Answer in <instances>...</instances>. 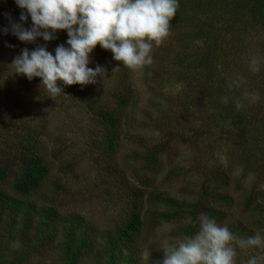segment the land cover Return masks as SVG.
<instances>
[{
    "label": "trees",
    "instance_id": "obj_1",
    "mask_svg": "<svg viewBox=\"0 0 264 264\" xmlns=\"http://www.w3.org/2000/svg\"><path fill=\"white\" fill-rule=\"evenodd\" d=\"M10 7L13 19L21 23L22 10L14 1ZM28 23L30 29L31 18ZM170 24L172 39L164 46L166 55L174 56L171 75L181 87L177 102L197 125L201 122L194 134L202 140L203 136L221 137L217 132L231 135L236 131L232 135L234 139H223L233 142L228 152L230 160L243 165L244 175L254 173L264 177V61L258 73L248 67L251 57L264 56V0H179L177 14ZM40 39L41 44L45 43ZM41 44H35L32 49L42 46L49 49L47 43ZM238 78L243 83L230 87ZM33 83L37 85L38 79ZM58 84L63 89L60 96L79 100L86 113L97 118L106 131L101 144L112 152L118 150L125 141L120 131L123 113L139 101L138 89L126 72L114 86L113 92L115 89L117 92L107 99H103L98 83L69 86L58 81ZM256 93L260 99L249 102L247 97ZM225 97L227 103L223 102ZM237 100L243 104L240 109L236 108ZM174 103V100L168 102L170 107ZM21 110L17 111H24ZM161 114L165 116L162 109ZM144 117L147 118L145 113ZM25 128L22 138H17L10 147L14 152L12 159H5L8 164L0 167V181L7 177L8 167L17 169L12 183L15 195L0 190V264H27L32 255L40 254L50 245L59 250L62 264H81L87 257L94 259L95 264H139L138 244L145 229L162 221L184 220L177 229V235L183 237L197 230V217L201 213L217 222L229 223L234 236L242 237L243 241L256 233L264 235V192L252 188L242 199L251 220L231 218L229 214H233L230 211L235 204L228 186L234 180H238L237 185L244 180L236 179L231 165L222 163L212 168L194 199L188 198L192 195L189 192L174 196L156 187L149 191L148 181L139 186L118 176L114 190L116 199L123 202L121 215L118 222L102 231H95L80 215H64L53 205L39 206L20 199L38 192L50 175V167L38 150L44 135L42 126L29 121ZM169 142L170 139H165L162 145L139 151L134 158L142 159L148 170L157 172L158 155L167 151ZM8 239L12 245H7ZM163 254L162 250L153 253L157 259Z\"/></svg>",
    "mask_w": 264,
    "mask_h": 264
},
{
    "label": "rangeland",
    "instance_id": "obj_2",
    "mask_svg": "<svg viewBox=\"0 0 264 264\" xmlns=\"http://www.w3.org/2000/svg\"><path fill=\"white\" fill-rule=\"evenodd\" d=\"M13 1L0 0V29L9 27L6 14L18 23L13 19L10 7ZM28 24L27 21L23 26L28 28ZM56 37L55 40L43 44L40 38L26 43L13 36L11 31L7 35L0 33V167L8 164L5 159H12L14 152L10 147L17 138H22L29 121L34 126H42L41 131L45 136L39 140L38 150L50 167V175L39 191L28 197H19L20 199L29 200L39 206L53 205L64 215H80L95 231H102L118 222L121 215L123 202L116 199L114 190L118 186V176L122 175L130 183L139 186L148 181L146 185L149 191L156 187L158 190H167L174 196L189 192L192 195L188 198L194 199L199 195L205 179L209 178L212 168L217 163H222L224 166L231 165L236 179L238 177L244 180L239 181V185L236 184L238 180H234L228 186L229 195L235 204L230 211L233 213L229 214L230 217L251 220L242 199L252 188L264 192V177L259 178L254 173L244 175L243 165L238 160H230L228 152L233 142L229 144L223 139H234L236 131L231 135L224 131L222 134L217 132L221 137L209 139L203 136L202 140L194 134L201 122L197 125L186 109L177 102L181 87L174 82L171 75L173 69L170 65L174 56L166 55L164 46L168 43L167 40L172 39L170 36L160 46H154L153 63L139 69H125L113 59L110 51L101 49L99 45L91 54L92 63L89 67L94 68L99 64L107 70L102 79L98 78V88L103 99L110 98L117 92L116 89L113 92L114 86L120 82L124 72L139 93L137 105L123 113L120 131L125 135V141L113 152L101 144L106 131L100 127L97 118L86 113L79 100L74 101L60 95L51 96L40 84L39 78L35 85L33 80L36 78L29 81L15 73L12 62L25 48L32 51L35 50L32 49L35 44L47 43L48 50L55 54V48L65 44L68 38L65 31H58ZM172 100L175 103L170 107L168 102ZM169 109L177 111H168ZM17 110L23 112L19 113ZM144 113L147 118L154 119L148 120ZM17 117L20 119L17 120ZM155 117H158L157 122ZM165 139H170L168 146L171 148L166 146L167 151L158 155L159 171L148 170L142 159L134 158L139 151L145 152L148 147L162 145ZM16 170L8 167L7 177L0 181V190L12 196L15 195L12 183ZM181 172L184 175L178 176ZM184 223V220L162 221L145 229L138 244L139 264H160L163 257L157 259L153 253L159 250L165 253L170 244L182 239L183 237L177 235V229ZM241 241L242 237H235L233 241L237 264H245L250 256L258 257V264H264V250L241 244ZM7 245H12L10 239ZM145 253L148 254L147 257ZM27 264L62 263L59 250L50 245L40 254L32 255ZM81 264H95V261L87 257Z\"/></svg>",
    "mask_w": 264,
    "mask_h": 264
},
{
    "label": "clouds",
    "instance_id": "obj_3",
    "mask_svg": "<svg viewBox=\"0 0 264 264\" xmlns=\"http://www.w3.org/2000/svg\"><path fill=\"white\" fill-rule=\"evenodd\" d=\"M22 10L19 20L31 18V28L14 22L10 15L9 31L21 42L31 43L37 38L45 42L55 40L58 31H65V44L58 45L54 55L46 47L29 51L25 48L12 62L16 74L29 81L39 78L51 96L62 94L58 84L81 86L95 85L106 75V68L92 63L91 54L97 45L113 54L115 61L130 69H139L153 63V48L160 46L170 34V21L176 16L179 0H14ZM264 56L255 55L248 62L253 73L261 71ZM243 81L236 79L231 86L239 87ZM247 99L255 102L258 93ZM227 103L228 98H223ZM243 107L236 101V108ZM198 228L186 234L166 249L160 264H237L233 247L234 233L227 224L201 213ZM241 244L264 250V235L256 233ZM147 257V253L144 254ZM245 264H258V257L250 256Z\"/></svg>",
    "mask_w": 264,
    "mask_h": 264
}]
</instances>
